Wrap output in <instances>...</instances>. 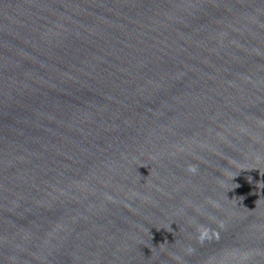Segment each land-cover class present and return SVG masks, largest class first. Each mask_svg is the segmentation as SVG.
Here are the masks:
<instances>
[{"label": "water", "instance_id": "95a60500", "mask_svg": "<svg viewBox=\"0 0 264 264\" xmlns=\"http://www.w3.org/2000/svg\"><path fill=\"white\" fill-rule=\"evenodd\" d=\"M0 264H264V0H0Z\"/></svg>", "mask_w": 264, "mask_h": 264}, {"label": "clouds", "instance_id": "9594fccd", "mask_svg": "<svg viewBox=\"0 0 264 264\" xmlns=\"http://www.w3.org/2000/svg\"><path fill=\"white\" fill-rule=\"evenodd\" d=\"M195 167L194 166H189V168H188V171H191V172H195ZM110 199V198H109ZM198 231H202V232H204V231H207V229L205 228V226H203V225H199L198 226ZM201 239H203V237H201Z\"/></svg>", "mask_w": 264, "mask_h": 264}]
</instances>
